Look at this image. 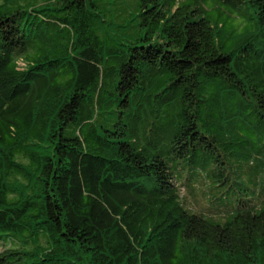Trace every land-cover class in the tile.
I'll return each mask as SVG.
<instances>
[{"label":"trees","instance_id":"trees-1","mask_svg":"<svg viewBox=\"0 0 264 264\" xmlns=\"http://www.w3.org/2000/svg\"><path fill=\"white\" fill-rule=\"evenodd\" d=\"M249 107L264 0H0V264H264V202L212 220L174 171Z\"/></svg>","mask_w":264,"mask_h":264},{"label":"rangeland","instance_id":"rangeland-1","mask_svg":"<svg viewBox=\"0 0 264 264\" xmlns=\"http://www.w3.org/2000/svg\"><path fill=\"white\" fill-rule=\"evenodd\" d=\"M191 1L204 3V0ZM230 23L226 22L227 29H231ZM229 44L230 41L226 43L227 48ZM248 121L251 126H257L258 133L241 128L238 121L235 133L242 135L232 136L233 154L228 156L231 160L222 157L227 152L221 145L220 151L207 152L199 148L192 160L185 158L174 162L178 184L186 188L185 204L203 211L212 220L225 221L234 212L239 199L257 198L261 205L264 202V120L252 110ZM214 164L217 174L210 173L209 168ZM191 168L196 171L193 173Z\"/></svg>","mask_w":264,"mask_h":264}]
</instances>
